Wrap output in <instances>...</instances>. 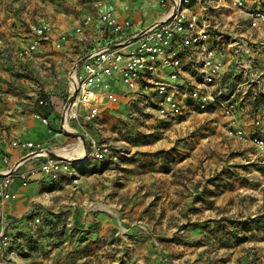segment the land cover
Masks as SVG:
<instances>
[{"label": "rangeland", "instance_id": "rangeland-1", "mask_svg": "<svg viewBox=\"0 0 264 264\" xmlns=\"http://www.w3.org/2000/svg\"><path fill=\"white\" fill-rule=\"evenodd\" d=\"M235 1L219 0L224 7L210 11L236 8ZM10 49L2 45L0 54ZM215 109L158 124L124 121L138 128L134 135L102 133L122 140L116 145L128 155L75 168V189L70 176V186L45 182L35 200L41 222L29 219L36 232L20 243L23 264H264V162L256 147L249 160L243 139L222 136L228 123L215 122ZM79 206L95 219L72 215Z\"/></svg>", "mask_w": 264, "mask_h": 264}, {"label": "built area", "instance_id": "built-area-1", "mask_svg": "<svg viewBox=\"0 0 264 264\" xmlns=\"http://www.w3.org/2000/svg\"><path fill=\"white\" fill-rule=\"evenodd\" d=\"M91 1L94 7L99 8L106 2L117 0ZM160 2L166 9L165 14L134 32L132 21L121 19L112 9L104 8L98 13V20L110 40L90 49L74 62L69 71L68 93L60 114L61 129L68 135L75 133L66 128L65 121H77L85 129V125L97 120L106 101H119L120 92L125 88L134 93L137 100L149 102L147 108L152 107L159 119H175L211 107L220 109L227 117V135L248 139L258 149L264 162V137L256 133L247 134L237 123L241 108L239 97L243 90L239 79L245 69L256 63L260 52H264V41L254 43L253 48L258 54L256 57L244 59V53H247L243 48L244 39L232 37L227 32L222 20L224 12L210 13L211 7L216 10L224 7L219 0ZM234 5L249 18L252 27L264 29V0H251L250 4L248 0H236ZM93 18L94 15H91L87 20L92 21ZM30 29L32 40L18 51L21 58L31 57L41 42L48 40L52 34V26L46 21L34 23ZM76 31L81 32V28ZM114 37L117 39L114 40ZM65 39L66 36L61 35L55 47L61 49ZM86 39L88 37L83 35L82 40ZM226 40H230L235 48L238 72L229 73L223 52ZM39 98V103L44 104L42 97ZM35 117L49 124L48 117H42L40 113H35ZM75 130L83 135L86 144L74 136L76 144L82 142L83 153H75L72 157L63 156L42 143L11 141L13 146L26 148L30 153L13 165H8L9 156L4 155L6 166L0 169V206L2 202L15 197L10 189L15 178L20 180L21 186L26 187L41 174L50 185H54L65 173L76 184L79 181L75 169L77 165H86L90 161L117 164L128 155L126 149L110 141ZM2 143L0 135V145ZM50 152L63 158L52 157ZM29 158L41 160L24 169L23 165ZM32 220L37 224L41 222V217L35 216ZM23 227H28V218L23 220ZM19 234L18 226L0 228V264H23Z\"/></svg>", "mask_w": 264, "mask_h": 264}, {"label": "crops", "instance_id": "crops-1", "mask_svg": "<svg viewBox=\"0 0 264 264\" xmlns=\"http://www.w3.org/2000/svg\"><path fill=\"white\" fill-rule=\"evenodd\" d=\"M248 3L250 4L251 0H248ZM104 8L112 9L121 19H130L133 23L132 32L161 18L166 12L160 0L109 1L99 8L94 7L91 0H72L69 4L64 3L55 7L42 0H0V46L11 47L9 54H0V94H2L0 135L3 138V143L0 145V169L6 166L3 162L4 155L9 156L8 165L28 157L30 150L11 144V141L16 139L42 143L47 148L68 156L83 153V150L77 147L76 138L61 129L60 114L68 93V73L74 62L93 47L110 40L98 20V13ZM210 13L213 15V12L210 11ZM91 15H94L93 20H87V17ZM222 18L227 32L232 37L244 39L243 48L247 52L244 53V59L249 56L256 57L258 54L253 45L264 41V29L257 30L252 27L249 18L241 14L237 7H231L230 10L225 11ZM42 21L49 22L52 26L50 38L42 41L31 57H19L18 51L29 45L32 40L31 25ZM79 27L81 32L76 31ZM61 35H65L66 39L62 42V48L57 49L55 43L59 41ZM83 35H86L88 39L83 41ZM116 39L114 37V40ZM223 52L229 73L238 72V65L235 64L237 60L235 48L232 47L230 40L225 41ZM241 75L239 81L242 83L243 90L239 97L241 108L237 114V123L245 129L247 134L256 133L264 137V52H260L256 63L245 69ZM39 97H42L44 104L48 107L36 110L33 103L37 104ZM134 99H136L134 93L123 88L119 101L116 103L106 101L102 105L97 120L85 125V129H82L77 121H68L67 125L81 133L87 132L96 139L106 140L102 133H126L127 135L138 133L134 132L138 128H126L124 121L128 119L140 125L142 121L147 124L161 123L153 108H147L149 102ZM35 113L48 117L49 124H44L41 118L35 117ZM141 113L151 116L141 117ZM214 113L215 122L219 125L227 121L218 108ZM192 116L191 114L181 118L189 119ZM118 117L122 118V122L118 121ZM138 117L141 118L138 119ZM219 128L222 136L225 134L228 138H235L228 136L223 127ZM61 137L64 138L62 141L59 140ZM240 141L247 146L250 152L245 154H249L248 159L252 160L250 155L256 151L255 146L248 139ZM122 142L120 140L115 144H122ZM67 145L72 146L64 147ZM40 160V158L26 159L23 168L38 164ZM81 166L84 165H77L76 168ZM40 176L34 177L26 187L21 186L20 180L15 178L10 187L15 197L2 202L0 206V228L18 226L21 242L25 240L27 242L28 236L36 232L35 229L29 230L23 227V220L27 218L29 220L30 217L32 219L35 216L42 218V211L35 205V200L46 187L45 182L48 181L44 176ZM67 176L65 173L61 175L59 179L61 185L70 186L66 183ZM79 182L80 179L76 184L70 181L73 189ZM67 200L68 198L65 197L64 201ZM77 203L80 205L81 201ZM72 215L84 221L95 219L88 209L81 211L80 206L77 211L72 212Z\"/></svg>", "mask_w": 264, "mask_h": 264}, {"label": "water", "instance_id": "water-1", "mask_svg": "<svg viewBox=\"0 0 264 264\" xmlns=\"http://www.w3.org/2000/svg\"><path fill=\"white\" fill-rule=\"evenodd\" d=\"M73 96H74V95H73ZM73 96H72L71 98H73ZM69 134L72 135V136H75V137L81 138L82 141H83V144H84V145L86 144V142H85V138L83 137L82 134L77 133V132H75V133H69ZM50 156L55 157V158H58V159H62V158H63L61 155H59V154H57V153H53V152H50Z\"/></svg>", "mask_w": 264, "mask_h": 264}, {"label": "bare ground", "instance_id": "bare-ground-1", "mask_svg": "<svg viewBox=\"0 0 264 264\" xmlns=\"http://www.w3.org/2000/svg\"><path fill=\"white\" fill-rule=\"evenodd\" d=\"M67 124H68V121H65V126H66V128H67L68 130H71V131H73V132H76L75 129H73L71 126H68ZM77 147H78L79 149H82V150H83L82 142H79V143L77 144ZM59 154H61V155H63V156H67V157H72V156H68V155H66V154H64V153H60V152H59ZM0 215H1V210H0Z\"/></svg>", "mask_w": 264, "mask_h": 264}]
</instances>
